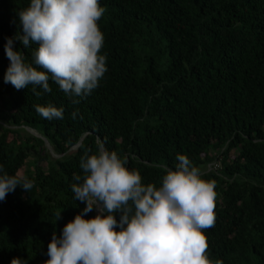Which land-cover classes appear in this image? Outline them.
I'll list each match as a JSON object with an SVG mask.
<instances>
[{
  "label": "trees",
  "instance_id": "obj_1",
  "mask_svg": "<svg viewBox=\"0 0 264 264\" xmlns=\"http://www.w3.org/2000/svg\"><path fill=\"white\" fill-rule=\"evenodd\" d=\"M29 3L0 0V164L34 185L0 201V264L48 259L52 233L85 207L71 184L98 139L145 185L159 187L161 166L174 169L177 154L187 155L215 182L209 258L264 264V0H99L107 72L77 104L51 80V92L37 88L40 97L31 85L3 82L5 38L21 31L17 13ZM14 45L33 61L35 44ZM49 103L63 119L35 111Z\"/></svg>",
  "mask_w": 264,
  "mask_h": 264
},
{
  "label": "clouds",
  "instance_id": "obj_2",
  "mask_svg": "<svg viewBox=\"0 0 264 264\" xmlns=\"http://www.w3.org/2000/svg\"><path fill=\"white\" fill-rule=\"evenodd\" d=\"M105 12L99 0H30L17 13L21 31L5 38L9 64L3 82L17 90L31 85L40 97L37 88L51 92V80L73 104L79 103L74 97L91 94L107 72L98 24ZM14 41L24 48L36 45L31 63ZM34 108L47 120L63 119V108L51 103ZM176 160L174 169L161 166L164 175L157 187L145 185L140 172L99 139L95 152L85 148L82 175H74L71 184L74 199L85 207L59 236L52 233L43 264H220L209 258L205 234L216 220L215 182L203 179L187 155L177 154ZM17 186L29 192L34 185L26 176L9 175L0 164V201ZM94 209L96 215L85 219ZM10 264L28 261L14 257Z\"/></svg>",
  "mask_w": 264,
  "mask_h": 264
},
{
  "label": "rangeland",
  "instance_id": "obj_3",
  "mask_svg": "<svg viewBox=\"0 0 264 264\" xmlns=\"http://www.w3.org/2000/svg\"><path fill=\"white\" fill-rule=\"evenodd\" d=\"M24 130H25L26 132L32 134V135H33V134H34V135H37V133H36L35 131L31 130V129L24 128ZM44 145H45V148L50 152V154H51L52 156H55V155L51 152L49 146H48L47 144H44ZM42 164H43V166H45V163H42ZM211 167H216V165H215L214 162H213L212 164L208 165V166L206 167V169H210ZM217 167H218V165H217ZM94 212L96 213V210H95V209H94Z\"/></svg>",
  "mask_w": 264,
  "mask_h": 264
}]
</instances>
